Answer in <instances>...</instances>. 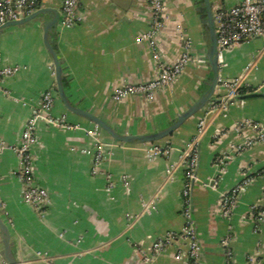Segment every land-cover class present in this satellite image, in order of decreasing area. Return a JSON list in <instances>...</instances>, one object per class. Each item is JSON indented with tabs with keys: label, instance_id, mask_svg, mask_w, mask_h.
Wrapping results in <instances>:
<instances>
[{
	"label": "crops",
	"instance_id": "1",
	"mask_svg": "<svg viewBox=\"0 0 264 264\" xmlns=\"http://www.w3.org/2000/svg\"><path fill=\"white\" fill-rule=\"evenodd\" d=\"M39 2L40 8L59 10L62 0ZM210 2L212 7L221 4L229 8L240 0ZM164 12V29L155 40L160 60L169 64L180 56V32L193 42L195 53L202 55V26L194 1L164 0ZM77 15L79 20L72 28L57 30V50L69 83L66 93L72 102L119 131L144 134L164 127L201 89L206 71L189 64L170 88L156 93L151 101L138 96L114 101L116 88L157 77L151 47L138 41L149 26L147 4L144 0H80ZM14 65L19 72L2 81L7 96L0 93V142L9 146L18 143L42 94L55 87L38 24L11 28L0 36V67ZM225 78L240 79L251 90L264 85V39L254 38L225 51L219 79ZM215 94L222 96L223 88L219 86ZM54 96L49 116L64 118L76 129H57L44 120L36 123L33 175L36 185L48 195L42 213L21 198L17 155L11 150L0 153V209L13 240L39 256L29 264H145L139 248L148 249L165 233L180 235L183 230L181 152L196 134L200 112L171 136L154 143L168 147L167 156H150L146 152L149 144L117 142L99 128L102 174L92 175L95 142L88 132L95 130V125L67 112L56 89ZM241 121L264 129V99L236 102L224 116L215 114L197 141L196 179L189 196L201 264H225L226 250L232 253L231 264L264 261V218L255 223L250 216L251 207L264 209V143L233 155L216 179L217 160L256 134L254 130H236ZM123 177L128 179L126 187ZM244 178L249 181L230 217H222L220 196ZM224 240L227 245L222 244ZM186 249V244L176 239L148 264H187L178 255ZM0 264H5L1 256Z\"/></svg>",
	"mask_w": 264,
	"mask_h": 264
},
{
	"label": "built area",
	"instance_id": "2",
	"mask_svg": "<svg viewBox=\"0 0 264 264\" xmlns=\"http://www.w3.org/2000/svg\"><path fill=\"white\" fill-rule=\"evenodd\" d=\"M149 9V26L148 30L138 39L139 42L147 43L152 49V56L158 67L157 77L140 84H124L116 88L112 94V99L120 102L128 96L142 97L147 101L153 100L156 93L170 88L181 76L184 69L189 64H198V58L195 53L194 44L191 40L185 38L181 32L178 35L182 52L173 63H164L160 60L159 54L155 50V40L164 29V0H144ZM80 0H62L59 13V27L62 29L72 28L79 20L77 12ZM40 9L39 0H0V26L6 22L16 21L22 17L29 16ZM214 14V25L217 32L218 45V64L219 72L223 65V53L244 42L254 38L264 39V0H240L233 7H224L216 4L212 7ZM19 72V67L3 66L0 67V93L7 96V92L1 89V83L5 78L12 77ZM54 75V73L52 72ZM219 86L224 90V94L220 96V102L207 104L201 111L197 124L196 134L181 152V165L184 169L185 182L181 189L182 205L181 217L183 219V230L180 235L165 233L157 238L148 249H138L139 255L145 264L150 263L161 251L166 249L174 240L183 241L187 249L179 252L178 255L186 260L187 264H201V248L199 239L195 230L190 207V187L196 179L195 168L197 164V141L203 134L205 126V117L211 112L216 114L225 109L226 100L249 94L254 91L264 90V85L256 90L248 89L244 86L240 79L225 78L219 79ZM55 87L42 94L38 107L33 111L31 117L27 121L23 132L15 146H9L4 142H0V153L5 150L13 151L19 158V167L16 176L22 185L21 198L24 203L30 205L36 212L42 213L47 204V192L36 185L33 175V159L31 150L36 143L35 127L38 120H44L51 127L61 130L76 129L66 123L64 118L52 119L49 111L53 107L55 101ZM249 129L256 132L255 136L241 144L232 147L231 153L217 160L218 174L216 179L224 172L223 164L230 160L233 155L248 150L257 143H264V129L257 124L249 121H241L236 125V130ZM99 127L95 126V130L89 131L88 136L95 142V147L91 160V174L100 175L103 164V145L98 139ZM146 152L153 157L167 156L168 147H162L157 144H149ZM107 187L111 188L110 179L106 176ZM215 180V179H214ZM248 179L244 178L236 184L230 191L220 196L218 211L224 218H229L233 206L244 190ZM122 183L128 186V179L122 178ZM256 207L250 208V216L255 223L264 218V209L258 210ZM256 211V212H255ZM227 245V241L222 242ZM226 263L231 264L232 253L226 250ZM264 264V261L263 263Z\"/></svg>",
	"mask_w": 264,
	"mask_h": 264
},
{
	"label": "water",
	"instance_id": "3",
	"mask_svg": "<svg viewBox=\"0 0 264 264\" xmlns=\"http://www.w3.org/2000/svg\"><path fill=\"white\" fill-rule=\"evenodd\" d=\"M196 6V11L200 15L202 26L204 52L202 55L196 54L198 58V67L206 71V77L201 80V89L183 110L177 113L166 125L155 131L144 134H131L128 130L119 131L110 122L94 114L89 109L79 106V103L72 102L70 96L66 93L68 80L62 67V59L57 50V30L59 27V10L53 7H44L38 9L33 14L22 17L16 21L6 22L0 26V36L11 28H19L27 25L38 24L42 31V41L46 53L51 61V69L54 73L55 89L58 98L65 110L70 114L77 115L95 126L99 127L108 136L121 143L126 144H152L159 142L171 136L188 119L200 112L207 104L218 103L220 98L215 94L219 87V64H218V45L217 32L214 25V14L210 0H192ZM48 16L46 20L42 17ZM130 18V14L127 15ZM253 99H264V90L254 91L249 94L237 96L226 100L225 109L218 113L224 116L230 105L236 102H243ZM216 113L211 112L206 115L205 123ZM194 182V181H193ZM192 182V184H193ZM213 182H211L212 185ZM191 184V185H192ZM0 256L5 264H29L31 261H38L39 256L33 253L24 244H19L13 240L6 221L2 216L0 209Z\"/></svg>",
	"mask_w": 264,
	"mask_h": 264
},
{
	"label": "trees",
	"instance_id": "4",
	"mask_svg": "<svg viewBox=\"0 0 264 264\" xmlns=\"http://www.w3.org/2000/svg\"><path fill=\"white\" fill-rule=\"evenodd\" d=\"M258 210H263V209H257V211H258ZM255 212H256V211H255Z\"/></svg>",
	"mask_w": 264,
	"mask_h": 264
}]
</instances>
